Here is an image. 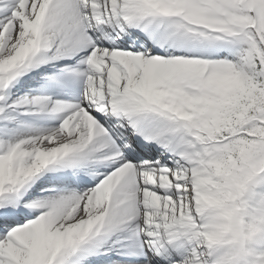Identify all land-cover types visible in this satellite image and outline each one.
<instances>
[{"label":"snow or ice","instance_id":"6c2138e0","mask_svg":"<svg viewBox=\"0 0 264 264\" xmlns=\"http://www.w3.org/2000/svg\"><path fill=\"white\" fill-rule=\"evenodd\" d=\"M0 264H264V0H0Z\"/></svg>","mask_w":264,"mask_h":264}]
</instances>
